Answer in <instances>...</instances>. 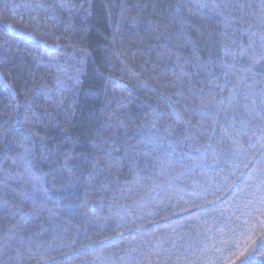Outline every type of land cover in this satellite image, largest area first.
<instances>
[{
    "label": "trees",
    "instance_id": "1",
    "mask_svg": "<svg viewBox=\"0 0 264 264\" xmlns=\"http://www.w3.org/2000/svg\"><path fill=\"white\" fill-rule=\"evenodd\" d=\"M0 264H264V0H0Z\"/></svg>",
    "mask_w": 264,
    "mask_h": 264
},
{
    "label": "snow or ice",
    "instance_id": "2",
    "mask_svg": "<svg viewBox=\"0 0 264 264\" xmlns=\"http://www.w3.org/2000/svg\"><path fill=\"white\" fill-rule=\"evenodd\" d=\"M243 255V254H242Z\"/></svg>",
    "mask_w": 264,
    "mask_h": 264
}]
</instances>
